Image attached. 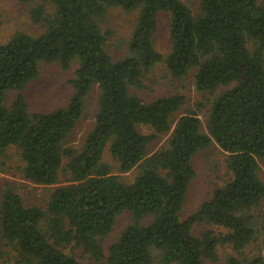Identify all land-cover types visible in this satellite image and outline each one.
Instances as JSON below:
<instances>
[{
	"label": "trees",
	"instance_id": "1",
	"mask_svg": "<svg viewBox=\"0 0 264 264\" xmlns=\"http://www.w3.org/2000/svg\"><path fill=\"white\" fill-rule=\"evenodd\" d=\"M114 6L139 11L128 53L120 58L108 49L112 32L103 28ZM161 12L171 16L166 54L154 43ZM30 13L43 31H17L0 41V156L16 146L25 178L58 185L45 206L27 205L14 189L5 191L0 264H9L10 246L19 264H155L156 258L206 264L217 259L219 245L235 251L225 264H264L261 255L246 254L258 231L251 211L264 199V1L198 0L195 12L184 0H38ZM74 60L69 102L52 111L30 110L22 91L41 63L58 61L67 69ZM160 62L177 78L195 71L200 91L227 86L211 100L206 127L199 110L182 111L184 94L146 99L138 93ZM95 86L94 126L81 147L66 146ZM10 90L19 94L8 106ZM213 144L226 152L231 177L183 218L194 158ZM106 147L116 167L105 160ZM127 210L133 222L106 253L103 239ZM198 222L228 231L199 236L193 231Z\"/></svg>",
	"mask_w": 264,
	"mask_h": 264
},
{
	"label": "rangeland",
	"instance_id": "2",
	"mask_svg": "<svg viewBox=\"0 0 264 264\" xmlns=\"http://www.w3.org/2000/svg\"><path fill=\"white\" fill-rule=\"evenodd\" d=\"M37 1L0 0V41H7L17 31L36 34L44 30V26L41 23H36L32 20L30 13L31 8ZM184 1L195 12L197 11L198 0ZM138 15V10L128 11L120 6L111 7L109 10L107 20L103 23V28L112 32L111 37L108 39V49L115 58H120L128 53V42L135 28ZM170 25V14L161 12L158 15V29L154 43L157 49L164 54L171 47ZM77 65L78 61L74 60L71 66L65 69L58 61L42 62L39 75L28 83L22 91L30 110L52 111L66 105L73 93L70 79L74 76ZM194 72L192 70L187 76L177 78L171 74L164 62H160L145 76L146 87L138 91V93L146 99H152L160 95L182 93L186 96V104L182 111L199 110L204 127H206L211 100L227 86H221L216 92L200 91L195 85ZM18 94L17 90L8 91L5 98L6 104L8 106L11 105ZM98 97L99 89L95 86L86 99L83 117L66 140V146L78 149L83 144L85 137L94 126L98 111ZM203 103L205 106L208 105V107L201 108ZM145 130L150 131L149 128H145ZM166 138V136H163L157 140L154 143V148L160 147ZM104 155L105 160L116 167L117 160L111 155L108 147H106ZM226 159V152L216 144L195 156L196 176L193 178L186 196L183 218L193 214L203 201L212 196L217 186L229 180L231 175L227 169ZM24 165L20 150L16 146H10L5 154L0 156V208L4 193L8 188L20 193L27 205L37 204L45 206L50 198L51 191L58 185H42L28 180L23 174ZM260 165V175L264 180V158ZM136 174L137 171L131 172L128 175V180H132ZM65 181L66 176L61 175L60 183ZM251 213L255 217V226L258 231L254 242L246 248V254L249 256L261 255L264 258V199L259 206L253 208ZM133 219L134 215L130 210L118 216L112 232L103 239L106 253H108L110 245L119 238L126 226L133 222ZM210 230L214 231L215 234L228 231L225 228L206 222H198L193 225L194 233L199 236ZM77 251L80 252V249L77 248ZM234 253L232 245H219L217 259L207 258L206 264H225L228 256ZM6 257L9 264H19L20 256L17 250L11 246L7 247ZM99 264H106V260L104 259ZM155 264H162V262L159 258H156Z\"/></svg>",
	"mask_w": 264,
	"mask_h": 264
}]
</instances>
